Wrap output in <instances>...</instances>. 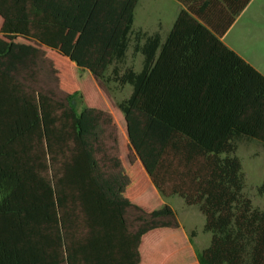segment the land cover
Segmentation results:
<instances>
[{
    "label": "trees",
    "instance_id": "1",
    "mask_svg": "<svg viewBox=\"0 0 264 264\" xmlns=\"http://www.w3.org/2000/svg\"><path fill=\"white\" fill-rule=\"evenodd\" d=\"M137 1L0 0L10 264H147L144 236L178 229L155 193L203 214L210 241L198 264H264V206L245 194L235 154L244 139L264 144V76L219 39L249 0H177L164 41L132 28ZM130 41L142 55L138 71L124 66ZM41 62L62 79L64 100L37 85ZM107 73L131 87L118 108L137 161L134 193L123 172L104 170L95 156L103 112L90 105V78ZM256 191L264 195V181ZM143 193L158 207L147 208ZM129 209L139 212L132 221ZM170 240L174 251L152 264H190Z\"/></svg>",
    "mask_w": 264,
    "mask_h": 264
},
{
    "label": "rangeland",
    "instance_id": "2",
    "mask_svg": "<svg viewBox=\"0 0 264 264\" xmlns=\"http://www.w3.org/2000/svg\"><path fill=\"white\" fill-rule=\"evenodd\" d=\"M178 7L179 4L176 0H138L134 7L136 17L135 23H132V28L135 27V24L150 28L160 22L161 31L165 32L168 30L174 16H176ZM259 9L260 11L253 13H250V11L245 12L229 28V43L247 57L257 56L261 51L264 54V5ZM133 42L130 41L124 66L131 65L138 71L141 68L142 55L133 52ZM47 68L46 63L41 62L37 85L43 87L44 90L51 91L57 99L64 100L68 93L67 88L63 85L62 79L55 80ZM108 74L102 79L94 80L92 77L90 78L93 86L89 98L90 105L103 112L96 127L98 140L95 143V156L104 170L113 174L119 171L123 172L128 179V186H130L128 193L130 191L134 193L137 190L136 183L138 182L137 161L128 148L125 121L118 108V103L130 94L131 87L128 84H120L108 79L106 77ZM72 106L77 112H80L83 103L79 98H76ZM117 161L119 165L115 166ZM244 192L251 197L253 205L264 206L261 195L257 194L256 189L246 188ZM159 197H161L164 204L172 208L177 223H180L186 229L187 237L195 253L206 247L210 241V233L203 230L204 216L197 205L185 204L184 200L178 195L163 197L159 194ZM144 200L145 203H143L147 208H155L159 205L157 200L150 199L146 194H144ZM138 214L139 212L134 209H129L127 213L128 220L132 221L133 217ZM170 239L165 237V239L158 240L157 237L152 236L146 240L145 255L147 264H152L156 259L161 260L162 256L169 255L174 251L175 248L170 247L171 242H173Z\"/></svg>",
    "mask_w": 264,
    "mask_h": 264
},
{
    "label": "crops",
    "instance_id": "3",
    "mask_svg": "<svg viewBox=\"0 0 264 264\" xmlns=\"http://www.w3.org/2000/svg\"><path fill=\"white\" fill-rule=\"evenodd\" d=\"M177 1V0H176ZM178 2V1H177ZM178 12L182 9V5L178 2ZM264 5V0H249L247 4L242 8L239 12L235 20L232 22L230 26L225 30V32L219 37V39L230 49H232L236 54H238L241 58H243L247 63H249L253 68H255L259 73L264 76V54L263 51L259 53L257 56H245L239 50H237L234 46L229 43V28L237 22V20L242 16L245 12L250 11L256 12L260 11L259 8H262ZM177 12V14H178ZM176 14V16H177ZM172 19L168 30L161 31V23L158 22L155 26H151L147 28L146 26H141L139 24H135L133 29L141 30L146 32L147 34H152L158 32L160 34L161 41H164L167 36L169 30L172 27V24L176 18ZM135 10L133 12V24L135 23ZM260 43V42H259ZM262 45V44H261ZM260 50V49H259ZM10 125V121L8 119H0V141H4L8 139L9 130L4 128L5 126ZM18 134V132H17ZM11 135V134H10ZM13 135V134H12ZM235 154L240 158L242 164V170L244 172L245 177V189H256L263 181H264V144L252 139H244L238 143ZM3 170L0 169V264H10V247L7 243L4 245V231L8 232L9 230V215L3 212L4 201L8 200L10 194V182L8 177L4 176ZM150 193H155L154 189L148 188ZM157 199L161 202V197L159 194L155 193ZM140 198H144V193L140 196ZM139 198V199H140ZM264 204V195L261 196ZM155 236L158 240L165 239V237L177 239L181 245L183 246L186 253H188L189 258L191 260L190 264H198L196 260V253L193 250V247L190 244V240L187 237L186 229L178 223V229L175 231H170L168 229H160L157 231H151L144 236L143 242H141L140 247L144 245L148 238ZM157 244V243H156ZM156 244H154L156 246ZM142 264V263H141Z\"/></svg>",
    "mask_w": 264,
    "mask_h": 264
}]
</instances>
